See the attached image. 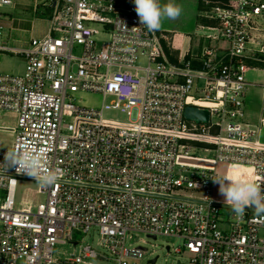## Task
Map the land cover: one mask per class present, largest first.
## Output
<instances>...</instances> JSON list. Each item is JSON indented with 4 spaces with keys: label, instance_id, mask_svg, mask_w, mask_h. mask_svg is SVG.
<instances>
[{
    "label": "built area",
    "instance_id": "2783aa9c",
    "mask_svg": "<svg viewBox=\"0 0 264 264\" xmlns=\"http://www.w3.org/2000/svg\"><path fill=\"white\" fill-rule=\"evenodd\" d=\"M204 3L212 11L208 36L226 46L204 48L198 68L168 60L164 36L140 24L134 0H49L48 34L19 48L3 40L0 12V52L25 62L22 75L0 73V110L17 124L0 127V165L17 144H34L59 174L54 186L40 188L44 201L16 208L19 179L33 178L0 167V264L109 259L91 245L55 255L74 231L92 229L115 264H139L146 255L128 243L131 233L182 239L189 264H264V214L246 207L243 218L222 221L221 207H230L212 198L213 177L224 175L218 163L250 165L264 188V142L245 111L249 89L264 96V78H248L264 72V0ZM11 4L0 0V8ZM78 92L114 99L98 109L76 102ZM187 106L209 110L208 122L187 119ZM111 108L128 122L105 119ZM200 150L213 156L201 158Z\"/></svg>",
    "mask_w": 264,
    "mask_h": 264
},
{
    "label": "rangeland",
    "instance_id": "374dc122",
    "mask_svg": "<svg viewBox=\"0 0 264 264\" xmlns=\"http://www.w3.org/2000/svg\"><path fill=\"white\" fill-rule=\"evenodd\" d=\"M203 3V1H202ZM178 5L182 7V14L178 19L171 21H178L181 17H185V9L182 0H178ZM10 5L5 6L4 8H0L1 14L6 17L12 19L15 23L14 26H20L26 31L21 37V35H15L14 30H9L6 28L4 24V28L2 30V38L11 45V41H9V37L15 40L17 38L18 42L24 43L22 46H28L33 38H43L36 33L31 34L30 29L35 24V28L37 31H41L40 28L44 26L42 24L43 18L42 16L36 15L33 13L32 6L21 9L19 6L16 11H10ZM37 11L40 13L44 11L43 6H39ZM24 12V13H23ZM201 15L211 14V8H207L204 10L202 8L199 9ZM21 14H24V18H20ZM51 13H49L50 15ZM184 19V18H183ZM184 21V20H183ZM48 22V27H49ZM50 28V27H49ZM48 29L45 26V30ZM211 33V32H210ZM214 32L211 33V35ZM107 38H104L106 40ZM11 40V39H10ZM26 40V41H25ZM216 41L206 40V44L212 43L214 44ZM219 43H222L220 41ZM79 53V47H76L75 54ZM25 62L24 60L12 52H0V73L2 74H11V75H22L24 73ZM248 78L252 81L261 80L264 78V72L258 71L253 72L250 71L248 73ZM112 96H107L103 98L102 94H94L87 92H78L75 94V101L81 104L96 107L98 109L102 108L103 104H111L113 101ZM245 111L247 113L246 120L253 124L258 129V139L264 142V96L263 92L259 87H253L249 90L248 95L245 99ZM103 117L108 120H116L120 122H128V115L126 112H122L119 108H111V109H103L102 113ZM16 117L13 113L6 110H0V127L10 129L16 127ZM12 132L9 130H5L2 133L3 137V146L9 147L10 143L13 140ZM201 158L203 157H212V153H208L204 150H200L199 153H196ZM203 160V159H202ZM186 162L193 161L192 159H185ZM199 162V161H198ZM215 169L220 174H226V172L239 173L244 177L253 180V169L248 164H240V163H218L215 166ZM212 198L220 204H225V198L221 195L219 191V184L217 182L214 183L212 188ZM45 195L40 191V187L34 181V179L28 178H20L15 190V207L21 208L23 206H27L28 204L32 206H36L38 203L44 201ZM233 214L232 210L226 206H222L220 209V219L222 221H232ZM224 228V226H222ZM76 239L73 242H67L65 244H57L55 247V255L60 257H67L71 255H78L80 251V246L83 245H91L92 248L98 253L106 254L109 259H100V258H86V264H115L113 260L110 258L112 255L105 250L100 244V236L97 229H92L89 234L83 233L81 230L79 232L74 231ZM132 238L129 239L128 243L133 245H139L147 248V253L144 258L139 262V264H177L178 260H182L185 264H189L188 261V253L183 248L184 241L177 237H169V236H159L157 239L148 238L144 234L141 233H131ZM144 241V242H143ZM167 246H171L174 250L176 248H182V253L172 252L169 253ZM155 257L157 261L155 263H150L152 259ZM85 264V263H84Z\"/></svg>",
    "mask_w": 264,
    "mask_h": 264
},
{
    "label": "clouds",
    "instance_id": "9594fccd",
    "mask_svg": "<svg viewBox=\"0 0 264 264\" xmlns=\"http://www.w3.org/2000/svg\"><path fill=\"white\" fill-rule=\"evenodd\" d=\"M6 2L10 3V0ZM134 5L140 24L149 31L159 30L165 19H178L183 11L174 0L164 4L160 0H134ZM4 159L5 163L0 167H15L18 173L32 177L42 189L54 186L59 180L58 171L48 168L44 150L34 144H17L6 152ZM213 179L219 184L225 204L239 218L244 217L246 207L253 208L256 215L264 214V188L256 182L232 172Z\"/></svg>",
    "mask_w": 264,
    "mask_h": 264
},
{
    "label": "crops",
    "instance_id": "0c3cea01",
    "mask_svg": "<svg viewBox=\"0 0 264 264\" xmlns=\"http://www.w3.org/2000/svg\"><path fill=\"white\" fill-rule=\"evenodd\" d=\"M48 2L49 0H12L9 9L10 11H16L18 6L21 9L32 6L33 13L42 16V24H44V26L40 28L41 31H37V28H35V24L33 23L29 32H31V34L36 33L41 37H45L48 34L50 27V23L48 27L50 8L45 5V3L47 4ZM160 2L161 4H164L167 3L168 0H161ZM174 2L177 4L178 0H174ZM182 2L186 11V16L183 17L184 19L182 17L178 21L165 19L162 22V27L160 28L161 35L164 36V38H162V45L168 60L172 64L179 65L184 60L189 59L191 60L193 67L198 68L201 65L204 48H222L226 46V43L222 40L213 39L208 36L212 31L207 27L213 25V21L207 17L208 14L201 15V12H199L200 8L204 10H207L208 8V6L205 5L204 0H182ZM40 5L44 7V11L39 13L37 9ZM24 16V14H21L20 18H24ZM6 18L7 19H4L6 28L14 30L16 36L21 35V37H23L22 35L25 32H28V30L26 31V29L20 26L15 27V23L12 19L8 17ZM45 26L48 29L45 30ZM206 40H213L216 42L214 44H206ZM9 41H11V45L8 41H5L7 45L16 48L23 47L22 45L25 43L18 42L17 38L13 40L10 37ZM220 41H222V43H219Z\"/></svg>",
    "mask_w": 264,
    "mask_h": 264
},
{
    "label": "water",
    "instance_id": "95a60500",
    "mask_svg": "<svg viewBox=\"0 0 264 264\" xmlns=\"http://www.w3.org/2000/svg\"><path fill=\"white\" fill-rule=\"evenodd\" d=\"M184 115L187 119L194 120L196 122H208L209 120V110L205 108H199L195 106H187L185 108ZM155 239V237H153ZM157 257L151 260L152 263H155ZM177 264H182L180 260L177 261Z\"/></svg>",
    "mask_w": 264,
    "mask_h": 264
},
{
    "label": "trees",
    "instance_id": "16d2710c",
    "mask_svg": "<svg viewBox=\"0 0 264 264\" xmlns=\"http://www.w3.org/2000/svg\"><path fill=\"white\" fill-rule=\"evenodd\" d=\"M249 65H253V64H256V65H258V66H261V65H259L258 63H253V62H251V61H246Z\"/></svg>",
    "mask_w": 264,
    "mask_h": 264
}]
</instances>
